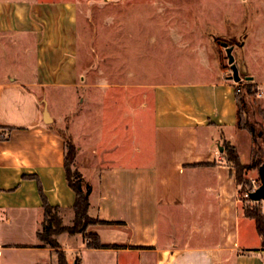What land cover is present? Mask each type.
<instances>
[{
  "label": "crops",
  "instance_id": "0c3cea01",
  "mask_svg": "<svg viewBox=\"0 0 264 264\" xmlns=\"http://www.w3.org/2000/svg\"><path fill=\"white\" fill-rule=\"evenodd\" d=\"M213 48L210 41L200 51L215 55ZM105 74L78 51L76 2L0 0V264H59V254L65 264H264L262 236L243 213L222 147L233 144L241 164L252 160L253 150L238 147L249 132L237 126L235 82L218 57L194 78L144 84L143 100L134 70L118 67L113 83ZM247 76L264 97V68ZM78 89L106 96L81 102L101 121L112 110V143L97 144L106 124L96 136L95 119L84 120L81 138L68 131L72 113L61 106L72 107ZM136 110L148 111V150L127 148L121 137L119 116ZM62 124L76 147L72 168L91 187L88 214L110 222L86 233L114 246L88 247L81 233L56 234L59 247L37 238L42 196L64 225L74 215Z\"/></svg>",
  "mask_w": 264,
  "mask_h": 264
},
{
  "label": "rangeland",
  "instance_id": "374dc122",
  "mask_svg": "<svg viewBox=\"0 0 264 264\" xmlns=\"http://www.w3.org/2000/svg\"><path fill=\"white\" fill-rule=\"evenodd\" d=\"M72 1L77 3L79 53L91 55L96 70H104L105 80L110 83L117 81L118 67L125 73L134 70V80L142 85V100L147 96L144 84L194 78L197 76L196 71L202 70L204 65H214L215 55L218 59L221 55V63L226 67L227 74L231 75L225 50L217 40L220 43H232V54L240 76L244 77V74L256 67L264 68V0ZM210 41L215 55L213 52L210 55L208 51L206 54L200 51ZM78 90L80 98L72 107L61 106L63 111L68 113L70 110L72 113L71 128L68 127V131L81 138L84 134V120L95 119L96 136L101 133L102 122L106 124L102 128L106 134L103 138L99 137L97 144L112 143L110 130L105 132L117 120L112 117V110H108V116L101 121L99 117L88 114L92 109H88L86 101L81 102L85 96L89 100L92 96L95 100L106 96L100 90ZM263 109L264 97L257 95L249 99L245 118L255 128V142L249 133L242 135L238 142L239 149H246L247 152L249 149L256 152L259 145L262 151L256 152L254 158L264 157ZM123 118H118L119 129L127 148L144 145L148 150V139L152 136L147 121L148 111L136 110L134 114L129 112V116ZM64 127L62 124L58 128L65 131ZM254 171L257 172V169ZM257 178L255 181L245 176L248 186L240 192L244 206L252 204L244 194L253 184L260 183L258 173Z\"/></svg>",
  "mask_w": 264,
  "mask_h": 264
},
{
  "label": "trees",
  "instance_id": "16d2710c",
  "mask_svg": "<svg viewBox=\"0 0 264 264\" xmlns=\"http://www.w3.org/2000/svg\"><path fill=\"white\" fill-rule=\"evenodd\" d=\"M216 42L220 44L218 40ZM219 61L221 68H226L221 63L222 60L220 54ZM246 77L247 74H244V77H242L241 75V79L243 80L241 91L243 93L236 94L238 102L237 126L239 128L246 129L252 136V140L254 141L255 128L251 124V122L247 120V118L243 117V111L248 112L249 99L252 100V96H257V89H255L256 86L254 85V83H252L250 80H247ZM262 111L264 112V109ZM59 133L64 140L66 178L69 186L74 190L76 195L74 204L72 206L74 215L71 225H64L59 214V208L50 205L42 196L43 219L40 228L37 231V238L39 239L40 243L44 245H49L50 247H59V244L54 238L56 234L60 232H67L69 234L81 233L86 239V245L88 247L102 248L114 246L103 244L97 234L86 233V230L90 225L109 224L110 222L92 218L88 214L89 194L91 191V187L83 179L81 173L77 169L72 168L76 153V147L71 135L68 134L66 130ZM261 136L262 132H260V137ZM222 147L225 153V159L228 162L232 163L233 167L235 168L237 182L238 184H240V192H242L246 188V186H248V182L245 179V174L250 169H257L258 171L259 167L261 165H264V157L257 156V158H254L255 153H261L262 149L259 145H257L256 152L253 149L252 160L247 164H241L238 153L233 144L225 142ZM247 200L252 204L243 206V213L245 216L254 220L256 230L258 234L262 236V245L264 246V214L259 202L251 201L250 199ZM64 262L65 261L63 260L62 254H59V264H65Z\"/></svg>",
  "mask_w": 264,
  "mask_h": 264
},
{
  "label": "water",
  "instance_id": "95a60500",
  "mask_svg": "<svg viewBox=\"0 0 264 264\" xmlns=\"http://www.w3.org/2000/svg\"><path fill=\"white\" fill-rule=\"evenodd\" d=\"M221 46L225 50V54L227 57V63L231 69V75H229V78L234 81H240L241 76L239 75L238 68L234 61V56L232 54L233 46L228 45L225 42L220 43ZM247 80H251V76L246 77ZM45 115L47 116V113L45 111ZM220 150H222V147H219ZM258 177H259V185L252 191L249 192L248 196L251 201L259 202L264 201V165H261L258 169ZM263 214H264V208H263Z\"/></svg>",
  "mask_w": 264,
  "mask_h": 264
},
{
  "label": "built area",
  "instance_id": "2783aa9c",
  "mask_svg": "<svg viewBox=\"0 0 264 264\" xmlns=\"http://www.w3.org/2000/svg\"><path fill=\"white\" fill-rule=\"evenodd\" d=\"M235 82V93H240L241 92V86L243 84V80L241 79L240 81H234ZM257 95L260 96L261 93L257 90ZM259 184L256 183V184H253L252 188L250 190H248L247 192H245L244 196L248 197V194L250 191L254 190Z\"/></svg>",
  "mask_w": 264,
  "mask_h": 264
},
{
  "label": "flooded vegetation",
  "instance_id": "af4514ba",
  "mask_svg": "<svg viewBox=\"0 0 264 264\" xmlns=\"http://www.w3.org/2000/svg\"><path fill=\"white\" fill-rule=\"evenodd\" d=\"M228 45H232V43H228Z\"/></svg>",
  "mask_w": 264,
  "mask_h": 264
}]
</instances>
